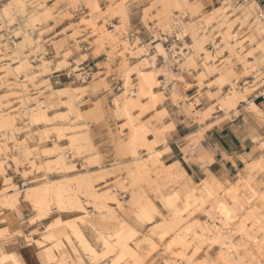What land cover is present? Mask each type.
Returning a JSON list of instances; mask_svg holds the SVG:
<instances>
[{"label":"rangeland","instance_id":"obj_1","mask_svg":"<svg viewBox=\"0 0 264 264\" xmlns=\"http://www.w3.org/2000/svg\"><path fill=\"white\" fill-rule=\"evenodd\" d=\"M67 1L79 13L80 0ZM64 2L0 0V264H25L24 247L38 264H264V111L253 106L264 90V0L208 12L199 0H153L143 19L190 42L171 61L194 73L196 96L169 91L183 79L150 69V44L137 41L122 44L120 56L141 61L125 64L107 104L97 99L107 86L82 79L93 71L86 56L69 64L80 26L95 20L61 11ZM102 15L120 16L115 30L126 21ZM64 21L78 22L68 37L55 31ZM100 40L115 50L107 29ZM52 71L69 82L51 84ZM173 123L187 134L179 154L168 148ZM220 146L258 159L230 168Z\"/></svg>","mask_w":264,"mask_h":264},{"label":"crops","instance_id":"obj_2","mask_svg":"<svg viewBox=\"0 0 264 264\" xmlns=\"http://www.w3.org/2000/svg\"><path fill=\"white\" fill-rule=\"evenodd\" d=\"M59 1V0H56ZM153 0H92V4L95 3L98 7V11L90 12L89 8L86 6V0H80L79 3V13L74 12L70 7L67 0L64 3H60V10L65 12L68 11L73 15H83L88 20V17H92L95 21V27H85L80 26V31L82 32L80 36L77 38L76 42H80V49L81 53L76 52L69 64L72 66L75 61L79 59L81 56H86V59L83 62H87L88 64H92L93 71L91 72V78L88 81L89 83L94 84H101L102 87L100 93L97 94V99L102 100L106 98V100H102L103 102L106 101L107 104L108 99L110 98V92H114V90H121L124 80H125V64L128 63L130 66L135 65L141 60H131L129 55H125L124 57L120 56V53L123 51V43H128L129 47L132 48L134 44L138 41V45L134 48L142 47V44H150V50L148 54H146V58L149 63L151 64L150 69L153 68L156 70L166 67L169 68L174 75L178 78L183 79V81H174L170 84L168 88L169 91L173 88L172 85H175L177 88L178 93L182 96L188 98H194L196 96V92L198 91L197 83L193 82L192 80H188L190 74L194 75L192 71H188L186 69H182L180 64H177V67L174 68V64L171 61V57L176 54L179 50L183 48V43H186L187 47L189 48L190 42L184 39H178V34L175 33V37L164 35L162 32L155 27V24L152 22H146L143 19L144 10L151 4ZM259 1V0H257ZM200 5L202 6L205 12L210 11L213 7L218 6L220 4V0H199ZM264 6V4H262ZM116 10L124 11L126 21L124 22L123 28L119 30H115L114 27H120V16H112L111 19L107 15H102L105 12H114ZM153 15V13H152ZM78 22H69L64 21L60 23L55 31L57 30L56 34L62 32L63 29H67L66 36H70L72 29L69 28L71 25H74ZM103 28L107 29V31L113 33L114 41L113 44L116 45L114 48L115 50L111 49L108 42L101 43L100 34L103 33ZM123 29V30H122ZM96 31V33H94ZM87 39L85 42L83 40ZM70 45L74 48V42L68 39ZM158 46H161L163 50V54L158 52ZM186 49V55L190 52V49ZM154 58V60H153ZM142 59V57H140ZM152 64L154 66H152ZM175 69V70H173ZM132 79H135L134 74H132ZM69 73L65 72H56L52 71V73L48 76V80L53 85H65L69 82ZM157 81L162 82L164 79L159 75L157 77ZM104 80L103 83H100ZM189 85L190 88H186ZM98 91V92H99ZM191 93H190V92ZM94 99V98H92ZM142 105V101L140 102ZM264 111V99L256 103ZM158 104L157 106H159ZM104 106V105H103ZM180 121V120H179ZM174 129L168 133L166 136L168 139H173L171 144L173 143V147L171 145L168 146L170 152H173V148L177 149L178 154L180 153L181 148L176 144V137L178 139H183L186 135H181L180 130L183 127L180 126V123H173ZM213 130V129H212ZM209 129L207 133L211 136L214 133H218L221 131L220 129H214L212 131ZM205 132V135L208 137V134ZM166 138V139H167ZM221 149L225 148L220 146ZM220 149L221 154V161L224 159L222 156V152ZM224 153L226 154L225 165H228L230 168H237V165H244L246 161H257L256 152L248 153V152H228L227 149H223ZM168 153L164 154V157ZM218 154H215L217 157ZM255 158V160H254ZM174 163V162H172ZM214 164H218V161H215L208 166V170L210 171ZM10 178L9 176L6 179ZM3 215H8L7 209L4 212H0ZM23 257L25 264H38L36 260V251L35 249H31L28 247H24L20 254Z\"/></svg>","mask_w":264,"mask_h":264},{"label":"built area","instance_id":"obj_3","mask_svg":"<svg viewBox=\"0 0 264 264\" xmlns=\"http://www.w3.org/2000/svg\"><path fill=\"white\" fill-rule=\"evenodd\" d=\"M86 67H87V65H86ZM81 69H83V67H82ZM81 74H82V73H81ZM90 74H91L90 69H89V68H86V69L83 71L82 79H83V80H87V79L89 78ZM237 83H238V81L235 80V81H234V84H237ZM246 83H248V81L243 82L242 85H245ZM259 95L261 96L262 99H264V90H261V91L259 92Z\"/></svg>","mask_w":264,"mask_h":264},{"label":"bare ground","instance_id":"obj_4","mask_svg":"<svg viewBox=\"0 0 264 264\" xmlns=\"http://www.w3.org/2000/svg\"><path fill=\"white\" fill-rule=\"evenodd\" d=\"M234 102H236V100H232L231 103H228L229 107H230V106H233V105H234V104H233ZM232 104H233V105H232ZM253 106H254V107H258L257 104H253Z\"/></svg>","mask_w":264,"mask_h":264},{"label":"trees","instance_id":"obj_5","mask_svg":"<svg viewBox=\"0 0 264 264\" xmlns=\"http://www.w3.org/2000/svg\"><path fill=\"white\" fill-rule=\"evenodd\" d=\"M261 100H262V99H259V101H261ZM259 101H258V102H259ZM258 102H257V103H258Z\"/></svg>","mask_w":264,"mask_h":264}]
</instances>
